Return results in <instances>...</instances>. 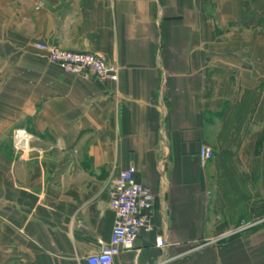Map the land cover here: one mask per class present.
<instances>
[{"label": "crops", "instance_id": "0c3cea01", "mask_svg": "<svg viewBox=\"0 0 264 264\" xmlns=\"http://www.w3.org/2000/svg\"><path fill=\"white\" fill-rule=\"evenodd\" d=\"M39 42L103 57L117 83ZM130 167L155 231L115 264H264V225L231 235L264 216V0H0V264H86Z\"/></svg>", "mask_w": 264, "mask_h": 264}, {"label": "built area", "instance_id": "2783aa9c", "mask_svg": "<svg viewBox=\"0 0 264 264\" xmlns=\"http://www.w3.org/2000/svg\"><path fill=\"white\" fill-rule=\"evenodd\" d=\"M41 7L38 6L36 10ZM34 48L51 64L59 67L64 73L82 79H93L103 85L116 84L119 67L108 63L103 57L88 53H76L61 50L55 46L36 43ZM31 135L25 130H15L12 134L13 147L18 152H24L29 147ZM202 162L214 157L212 148L202 145L198 152ZM155 196L150 188L138 184L134 177V169L130 167L119 172L112 181L108 206L115 219L108 244L101 247L99 253L85 258L86 264H115V258L122 252L133 248L140 233H153L150 223ZM263 219L242 223L239 229L231 235L248 231L261 224ZM218 241H212L216 244ZM158 248H166L162 238L156 239Z\"/></svg>", "mask_w": 264, "mask_h": 264}, {"label": "rangeland", "instance_id": "374dc122", "mask_svg": "<svg viewBox=\"0 0 264 264\" xmlns=\"http://www.w3.org/2000/svg\"><path fill=\"white\" fill-rule=\"evenodd\" d=\"M257 219H263L262 222H261V224H259V225L256 226L255 228H252V229H250V230H248V231H253V230L258 229V228H260V227H262V226L264 225V216L261 217V218H257ZM241 224H242V223H241ZM241 224H240L239 226H236V227L234 228V230L239 229V227L241 226ZM248 231H246V232H248ZM244 232H245V231H244Z\"/></svg>", "mask_w": 264, "mask_h": 264}]
</instances>
